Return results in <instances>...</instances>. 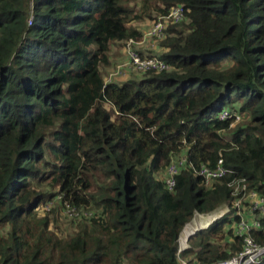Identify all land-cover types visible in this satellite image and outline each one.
<instances>
[{
	"label": "trees",
	"instance_id": "obj_1",
	"mask_svg": "<svg viewBox=\"0 0 264 264\" xmlns=\"http://www.w3.org/2000/svg\"><path fill=\"white\" fill-rule=\"evenodd\" d=\"M178 6L187 20L153 54L171 70L106 84L113 49L142 39L134 24ZM220 159L230 173L207 187L194 169ZM235 181L264 196V0H0V264H179L186 225L222 207L182 257L229 259ZM66 203L91 213L68 231Z\"/></svg>",
	"mask_w": 264,
	"mask_h": 264
},
{
	"label": "built area",
	"instance_id": "obj_2",
	"mask_svg": "<svg viewBox=\"0 0 264 264\" xmlns=\"http://www.w3.org/2000/svg\"><path fill=\"white\" fill-rule=\"evenodd\" d=\"M187 20V15L183 6L175 7L165 16H160L152 22V25L144 32L142 39L137 41L135 39H129L124 46L125 58L120 61L107 75L106 84L117 82V79L131 74V75H144L149 72L156 74L167 72L171 70L168 63L161 60L155 55H143L138 46H142L146 40L156 41L155 43L161 42L166 38L167 30L170 26L178 25ZM32 19L29 24H31ZM219 119L224 121L228 119H234V123L241 121L242 116L236 112L224 110L220 113ZM189 166L188 160L185 156L173 160L167 167L164 182L169 191H174L177 186V177L183 169ZM191 167V166H190ZM194 173L203 178L207 187H212L214 182L226 177L230 171L224 167L223 159H220L216 166L211 167L207 164L201 165L199 168L194 169ZM233 188V196L237 199L235 206L238 209L240 220L235 226L236 234L243 240V249L238 252L235 256L220 260L213 264H264V245L259 244L251 235L253 230L260 229L261 222L256 218L257 214H264V196H260L254 192H247V187L244 181H235L230 184ZM56 200H61V196H58ZM56 200H52L41 207L38 212L41 214H48L56 206ZM245 202L249 203V207L246 210ZM64 209V210H63ZM62 209V215L68 219H77L82 215L88 217L91 213L78 211L70 204L66 203ZM229 212V208L220 209V213L216 211L215 214H199L196 213L194 218L189 224H193L196 221V216H200L203 219L210 217L206 222V226L200 227V230L207 229L212 223L222 218L226 213ZM220 214L219 217H214L211 221L212 216ZM249 215V217H248ZM205 216V217H203ZM194 220V221H193ZM186 225L184 232L188 227H193L191 224ZM198 227V226H197ZM193 228L188 233V239L185 244L182 243V232L179 238V250H178V261L179 264H198L197 262H189L186 258L182 257V253L186 251L190 246L187 245L189 239L195 235L198 231ZM181 241V242H180Z\"/></svg>",
	"mask_w": 264,
	"mask_h": 264
},
{
	"label": "rangeland",
	"instance_id": "obj_3",
	"mask_svg": "<svg viewBox=\"0 0 264 264\" xmlns=\"http://www.w3.org/2000/svg\"><path fill=\"white\" fill-rule=\"evenodd\" d=\"M157 18H159V17H156V19ZM156 19H146V20H144V21H142V22H137V23H135L134 25L137 27V29L143 34V32H145L151 25H152V22L154 21V20H156ZM124 47V44H119V45H117L116 47H115V49H113V54H112V65H111V67L107 70L108 71V73H107V75L109 74V72L117 65V63H119L120 61H121V59H122V57H121V54H122V48ZM141 77V75L139 76V75H134L133 77ZM220 209H226V207H222V208H220ZM220 209H218L217 210V212L218 213H220ZM230 211V210H229ZM213 214H215L216 213V211H214V212H212ZM225 213H226V211H225ZM229 213V212H228ZM227 214V213H226ZM219 215L220 214H216V215H214V216H212V218L210 219V221L214 218V217H219ZM197 218H196V221L192 224L193 226L195 225V226H198V227H195L197 230H200V227H202V226H206V222H207V220H209V218L210 217H205V216H203V217H205V219H203L202 217H200V216H196ZM69 221H70V219H68L67 217H65V216H63V215H61V226H62V228L64 229V230H66V231H68L69 229L67 228L68 227V225H69ZM194 221V220H193ZM191 224H189L188 226H190ZM65 228H67V229H65ZM188 229H189V227H188ZM188 229H186L185 230V232H187L188 231ZM184 232V231H183ZM184 232V233H185ZM195 232H196V230H195ZM184 233H182L183 235H184ZM182 235V236H183ZM181 242V241H180ZM187 245H189V241H188V243H187ZM190 246V245H189Z\"/></svg>",
	"mask_w": 264,
	"mask_h": 264
},
{
	"label": "crops",
	"instance_id": "obj_4",
	"mask_svg": "<svg viewBox=\"0 0 264 264\" xmlns=\"http://www.w3.org/2000/svg\"><path fill=\"white\" fill-rule=\"evenodd\" d=\"M144 34V32H143ZM156 41L153 40H146L145 43L142 46H138V49L143 55H153L155 53L163 51L158 43H155ZM125 50L124 47L122 48V54H121V61L125 58ZM118 64V63H117ZM134 75H131L128 73V75H125L119 79H117V83H124L125 81L133 78Z\"/></svg>",
	"mask_w": 264,
	"mask_h": 264
},
{
	"label": "bare ground",
	"instance_id": "obj_5",
	"mask_svg": "<svg viewBox=\"0 0 264 264\" xmlns=\"http://www.w3.org/2000/svg\"><path fill=\"white\" fill-rule=\"evenodd\" d=\"M190 228V227H189ZM197 230V229H196ZM187 239H188V237H186V239L185 240H183L184 242H182L183 244H185V242L187 241Z\"/></svg>",
	"mask_w": 264,
	"mask_h": 264
}]
</instances>
